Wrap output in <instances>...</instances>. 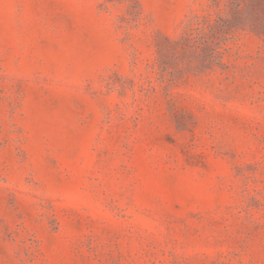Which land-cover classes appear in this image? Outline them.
<instances>
[{
	"label": "rangeland",
	"instance_id": "rangeland-1",
	"mask_svg": "<svg viewBox=\"0 0 264 264\" xmlns=\"http://www.w3.org/2000/svg\"><path fill=\"white\" fill-rule=\"evenodd\" d=\"M220 1L0 0V264H264L263 4L173 43Z\"/></svg>",
	"mask_w": 264,
	"mask_h": 264
},
{
	"label": "trees",
	"instance_id": "trees-1",
	"mask_svg": "<svg viewBox=\"0 0 264 264\" xmlns=\"http://www.w3.org/2000/svg\"><path fill=\"white\" fill-rule=\"evenodd\" d=\"M212 7H220V0H211ZM263 4L264 0H230L228 4L220 8L215 14L205 16L195 15L184 26V30L176 40L175 47L184 50V55L191 57L187 69L196 71L223 65V58L227 49L224 47L232 39V33L239 28L246 29L251 24L254 8L251 5ZM257 14V13H256ZM202 55H197L198 50Z\"/></svg>",
	"mask_w": 264,
	"mask_h": 264
}]
</instances>
